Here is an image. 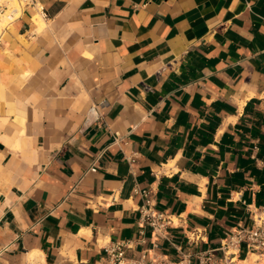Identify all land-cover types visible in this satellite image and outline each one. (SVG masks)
Listing matches in <instances>:
<instances>
[{
  "label": "crops",
  "instance_id": "1",
  "mask_svg": "<svg viewBox=\"0 0 264 264\" xmlns=\"http://www.w3.org/2000/svg\"><path fill=\"white\" fill-rule=\"evenodd\" d=\"M40 1L45 20L27 8L0 31V264H94L114 241L178 263L250 224L264 0ZM135 187L179 219L177 248L140 233Z\"/></svg>",
  "mask_w": 264,
  "mask_h": 264
},
{
  "label": "built area",
  "instance_id": "2",
  "mask_svg": "<svg viewBox=\"0 0 264 264\" xmlns=\"http://www.w3.org/2000/svg\"><path fill=\"white\" fill-rule=\"evenodd\" d=\"M10 1L0 0V17L7 18V26L16 21L27 8H32L42 17L46 15L44 5L40 0H19L21 13L17 16L9 11ZM101 117L98 108L92 106L87 113L86 123L98 121ZM119 141L122 139L117 138L115 143ZM124 155L131 171H134V165L138 158L137 152L132 151L124 153ZM98 168L99 165L94 161L89 170L96 171ZM134 193L142 196L144 200L138 208L140 233L144 234V229L148 226L151 228L154 248L159 247L161 240L168 241L177 248L170 229L180 226L179 219L165 210L157 209L148 189L135 187ZM247 208L251 218L250 224L242 222L235 224L225 231L217 248L200 250L194 255L186 253L178 263L147 250H142L138 255H130L127 251L129 249L127 243L114 241L105 246L104 254L94 264H238L243 260L241 257L244 256V259H247L250 255H257L253 264H264V202L258 206L248 205ZM186 236L189 241L194 243L204 240L203 230L198 228L192 229L186 233ZM193 260H196V263Z\"/></svg>",
  "mask_w": 264,
  "mask_h": 264
},
{
  "label": "bare ground",
  "instance_id": "3",
  "mask_svg": "<svg viewBox=\"0 0 264 264\" xmlns=\"http://www.w3.org/2000/svg\"><path fill=\"white\" fill-rule=\"evenodd\" d=\"M10 12L14 15H19L21 13V6L19 0H11L9 3ZM41 17V19L45 20L41 14H35V16ZM8 24L7 18L5 16L0 17V31ZM169 166V165H168ZM34 257V253L32 254ZM257 259V255H250L247 259H244L240 262V264H253L254 260Z\"/></svg>",
  "mask_w": 264,
  "mask_h": 264
},
{
  "label": "rangeland",
  "instance_id": "4",
  "mask_svg": "<svg viewBox=\"0 0 264 264\" xmlns=\"http://www.w3.org/2000/svg\"><path fill=\"white\" fill-rule=\"evenodd\" d=\"M34 16H35V15H34ZM37 17L41 19V17H39L38 15H37ZM43 27H45V21H44V24H43L42 28H43ZM31 259H32V258H31Z\"/></svg>",
  "mask_w": 264,
  "mask_h": 264
}]
</instances>
